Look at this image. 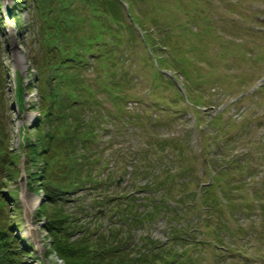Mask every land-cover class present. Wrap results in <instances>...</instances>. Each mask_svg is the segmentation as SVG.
Wrapping results in <instances>:
<instances>
[{"label": "rangeland", "instance_id": "rangeland-1", "mask_svg": "<svg viewBox=\"0 0 264 264\" xmlns=\"http://www.w3.org/2000/svg\"><path fill=\"white\" fill-rule=\"evenodd\" d=\"M120 1L124 4L126 26L132 27L134 35L147 48L150 64L164 70L173 102H166L170 105L166 115H154L152 110L145 109L143 116L150 121L144 119L140 124L152 127V131L128 132L124 126L132 124L125 114L115 128L106 125L103 131H98L105 165L93 162L88 150L84 160L89 171L94 170L93 175L105 181L103 190L95 197L96 191L78 188L67 195L68 201L63 202L65 208L72 212L77 208L82 210L84 205L106 193L114 196L127 192L128 197L143 198L146 192L132 187L140 186L146 177L134 179L136 171L132 166L143 164L147 168L144 175L149 172L153 177L160 174L158 167L164 169L160 165L164 163L169 175L163 183L174 184L173 192H178V183H185L186 179L189 190L195 189L196 183L203 185L194 199L198 202L201 196L206 200L208 214L215 222L210 242L216 241L221 249L217 255L227 258L212 263L213 257H206L204 264H264V0ZM5 5L8 17L4 13ZM28 6L27 0H0V81L6 113L4 123L10 133L9 147L18 145L21 127L30 128L37 117L32 81L35 71L30 60L37 48L32 27L35 10ZM119 48L123 50V46ZM138 51L140 53L141 49L134 50L136 56L130 58V52L123 51L122 66L130 77L123 89L132 91L131 95H142L150 88L151 96L162 98L165 90L156 88L145 68L140 70ZM95 69L88 62L83 75L96 98L103 96L104 91L96 88L97 83L91 78ZM17 73L24 86L29 85L22 91L23 103L19 109L12 92V77ZM112 77L115 80V76ZM145 102L147 100L142 99L141 106ZM175 104L179 108H175ZM98 126L102 129L104 123ZM145 134L158 142L160 139L168 142L154 154L153 149L159 147L148 143ZM109 138L111 145L102 146ZM177 139H180V153L184 158L180 165H173L176 158L171 141ZM146 145L153 149L145 148ZM6 185L8 189L13 188L14 175ZM23 199L32 212L43 200V194L37 186L26 187ZM107 206L97 203L90 210L92 216L86 218L100 221L101 217L102 221L103 209ZM200 212L189 210L187 220L201 218ZM17 215L20 219L17 234L30 244L19 210ZM40 218V215H32L37 245L32 252L37 257L28 254L24 258L26 264H48L51 259L56 262L55 255L46 253L48 238ZM144 227L148 235L158 240H164L168 229L160 212L139 226L137 232L145 230ZM203 250L206 255L211 253L208 248Z\"/></svg>", "mask_w": 264, "mask_h": 264}, {"label": "trees", "instance_id": "trees-1", "mask_svg": "<svg viewBox=\"0 0 264 264\" xmlns=\"http://www.w3.org/2000/svg\"><path fill=\"white\" fill-rule=\"evenodd\" d=\"M27 3L33 12L35 10L29 26L31 23L34 26L33 36L37 40L36 52L30 59L35 71L32 81L37 117L30 128L21 127L18 145L9 147L10 133L4 123L6 113L0 81V264H26L24 258L28 254L37 257L28 241L17 234L20 219L16 186L6 188L7 180L12 175L17 176L18 167L14 165L21 153L26 187L37 186L43 194V200L33 213L40 215L48 238L46 253L51 252L56 257V262L51 259L48 264H201L203 258L204 264L206 256L213 257L212 263L220 261L222 258L212 251L218 243L210 244L206 239L211 238L215 229L206 200L199 195L202 217L188 221L187 213L198 211V206L185 186L187 179L185 183H178V192H173L172 184L163 183L169 175L164 163H160L164 169L158 167L160 174L153 177L149 172L144 175L147 168L143 164L132 166L136 171L134 178L146 177L140 186H134L146 192L143 198L106 193L84 205L82 210L77 208L72 212L65 208L63 202L68 201L67 195L76 189L94 190L96 196L105 185L101 176L96 177L94 170L89 171L84 160L88 150L93 162L105 165L97 135L102 129L98 125L103 122V129L106 125L115 128L125 114L132 124L124 126L125 130L144 132L147 127L140 122L150 121L143 116L145 109L152 110L154 115L168 113L170 105L166 102H173L169 98L172 93L168 91L164 70L153 68L146 47L134 35L132 27L126 26L120 0H27ZM140 49L137 58L140 70L145 68L156 88L165 90L162 98L151 96L150 88L142 95H131L132 91L122 87L130 78L122 66L123 51L130 52V58L136 56L134 50ZM88 62L96 68L91 78L96 81V88L103 89V96L95 98L94 89L83 75ZM13 82L14 102L19 109L23 103L22 91L29 85L24 86L18 73ZM142 99L147 100L143 106ZM173 106L179 108L177 104ZM145 137L148 136L145 134ZM111 140L106 139L102 146L111 145ZM179 141H171L176 158L173 165H180L184 158ZM149 142L160 149L168 141L160 139L158 142L148 137ZM99 202L108 205L103 209L105 222L101 217L100 221L86 218L92 216L90 210ZM158 212L168 226L164 240L148 236L145 227V232H137L139 226ZM204 248L211 253L206 255Z\"/></svg>", "mask_w": 264, "mask_h": 264}, {"label": "water", "instance_id": "water-1", "mask_svg": "<svg viewBox=\"0 0 264 264\" xmlns=\"http://www.w3.org/2000/svg\"><path fill=\"white\" fill-rule=\"evenodd\" d=\"M4 13L5 16L8 17L9 10L7 5L4 6ZM23 153L20 154L19 160H18V171L17 176L15 178V183L17 185L16 195H17V202L20 205V215L22 220V225H24L25 228V235L28 236L29 241L31 245H33V248H36V235H35V228L31 224L32 215H31V209L25 202L24 198V192H25V174L23 170Z\"/></svg>", "mask_w": 264, "mask_h": 264}, {"label": "bare ground", "instance_id": "bare-ground-1", "mask_svg": "<svg viewBox=\"0 0 264 264\" xmlns=\"http://www.w3.org/2000/svg\"><path fill=\"white\" fill-rule=\"evenodd\" d=\"M28 200H29V199H28ZM29 202H30V203H33V202H34V200H29Z\"/></svg>", "mask_w": 264, "mask_h": 264}]
</instances>
